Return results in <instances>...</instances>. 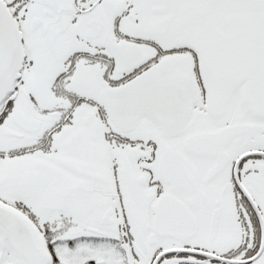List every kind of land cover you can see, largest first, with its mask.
<instances>
[{
    "label": "snow or ice",
    "instance_id": "1",
    "mask_svg": "<svg viewBox=\"0 0 264 264\" xmlns=\"http://www.w3.org/2000/svg\"><path fill=\"white\" fill-rule=\"evenodd\" d=\"M0 264H264V0H0Z\"/></svg>",
    "mask_w": 264,
    "mask_h": 264
}]
</instances>
